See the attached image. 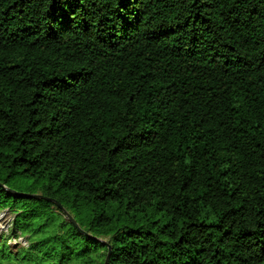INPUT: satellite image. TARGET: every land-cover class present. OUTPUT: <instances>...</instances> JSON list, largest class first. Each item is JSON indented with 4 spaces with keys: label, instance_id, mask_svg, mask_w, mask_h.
Wrapping results in <instances>:
<instances>
[{
    "label": "trees",
    "instance_id": "trees-1",
    "mask_svg": "<svg viewBox=\"0 0 264 264\" xmlns=\"http://www.w3.org/2000/svg\"><path fill=\"white\" fill-rule=\"evenodd\" d=\"M0 165V264H264V0H0Z\"/></svg>",
    "mask_w": 264,
    "mask_h": 264
},
{
    "label": "rangeland",
    "instance_id": "rangeland-1",
    "mask_svg": "<svg viewBox=\"0 0 264 264\" xmlns=\"http://www.w3.org/2000/svg\"><path fill=\"white\" fill-rule=\"evenodd\" d=\"M7 171L8 169L3 168L0 165V185H2L6 191L11 192L13 194L15 193L41 194L40 187L43 186V184L45 183L44 179H38L36 181L35 178L22 173L16 174L7 179L8 176ZM1 199L2 196L0 192V200ZM13 216L14 215L8 209L0 211V238L2 236V233L7 232L8 228L11 226ZM9 241L15 247L16 245H18V242H22V244L26 243L23 237L20 238L13 237Z\"/></svg>",
    "mask_w": 264,
    "mask_h": 264
},
{
    "label": "water",
    "instance_id": "water-1",
    "mask_svg": "<svg viewBox=\"0 0 264 264\" xmlns=\"http://www.w3.org/2000/svg\"><path fill=\"white\" fill-rule=\"evenodd\" d=\"M22 194H24V195H26V196H30V197H34V198H47V197H44L43 195H41V194H25V193H22ZM48 199V198H47ZM53 200V199H52ZM53 201H56V200H53ZM57 202V201H56ZM58 204H59V202H57ZM60 205V204H59ZM69 215V214H68ZM69 218L71 219V220H73V218H72V216L71 215H69Z\"/></svg>",
    "mask_w": 264,
    "mask_h": 264
}]
</instances>
